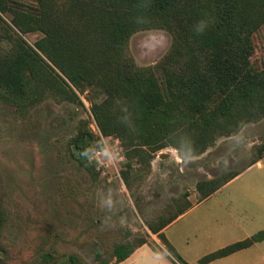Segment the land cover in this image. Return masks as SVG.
<instances>
[{
	"label": "trees",
	"instance_id": "16d2710c",
	"mask_svg": "<svg viewBox=\"0 0 264 264\" xmlns=\"http://www.w3.org/2000/svg\"><path fill=\"white\" fill-rule=\"evenodd\" d=\"M263 25L264 0H0V101L22 111L46 94L75 102L79 97L62 76L75 74L78 90L91 86L105 95L93 99L91 109L102 134L122 140L126 170L138 162L151 167L152 154L176 146L180 138L203 143L264 115V66H255L249 53L253 35ZM152 27L169 30L173 43L155 67H141L129 52V40ZM33 32L42 37L32 45L24 35ZM102 144L87 121L70 142L85 168L91 166L93 149ZM263 157L264 143L249 166ZM239 174L241 170L230 171L199 181L201 200ZM184 212L158 227L150 224L166 246L164 253L177 264L190 263L162 230ZM5 223L0 200V264H8ZM263 240L264 230L200 262ZM146 243L117 244V262ZM60 264L79 263L73 255Z\"/></svg>",
	"mask_w": 264,
	"mask_h": 264
},
{
	"label": "rangeland",
	"instance_id": "374dc122",
	"mask_svg": "<svg viewBox=\"0 0 264 264\" xmlns=\"http://www.w3.org/2000/svg\"><path fill=\"white\" fill-rule=\"evenodd\" d=\"M41 37L39 32L24 35L32 45ZM172 43L169 30L146 28L130 37L129 52L138 66L155 67ZM4 45L9 47L8 42ZM249 53L252 63L262 68L264 25L253 35ZM62 76L80 101L46 94L23 111L0 101V200L6 212L8 264H60L73 255L79 264H111L117 244L137 245L144 239L160 249L159 243L165 244L150 224L158 227L186 211L201 200L199 181L230 171L241 174L219 195L187 213L170 235L180 244L211 248L217 243L212 239L215 232L236 226L234 219L245 230L264 229V157L261 164L249 166L264 143V115L203 143L180 138L176 146L153 153L151 167L138 162L126 170L122 140L104 136L91 109L93 99L105 95L91 86L78 90L75 74ZM85 121L103 143L93 149L89 168L80 165L70 145ZM161 154L168 156L163 159ZM222 195L232 207L221 205ZM247 232L238 231L233 238H245ZM249 256L241 264H264V244Z\"/></svg>",
	"mask_w": 264,
	"mask_h": 264
},
{
	"label": "crops",
	"instance_id": "0c3cea01",
	"mask_svg": "<svg viewBox=\"0 0 264 264\" xmlns=\"http://www.w3.org/2000/svg\"><path fill=\"white\" fill-rule=\"evenodd\" d=\"M258 164H261V160L257 162ZM254 165V164H253ZM240 175V174H239ZM238 175V176H239ZM238 176L230 180L228 183H226L224 186H222L220 189L215 191L213 194L208 196L207 198L200 200L196 203H194L192 206H190L183 214L178 216L172 223H170L168 226H166L162 232L165 234L166 238L170 241V243L176 248V250L181 254V256L190 264H202L200 260L210 254L213 253L221 248H224L232 243L242 241L246 238H249L253 235H255V230L247 229L245 230V227H243V224H240V222L236 219H234V222L236 223V226L228 227L227 230H224L221 232V230H217L215 234L213 235L212 239H217L216 246L209 247V246H202L201 244L197 243H189L185 242L184 244L180 242H177L171 235V229L172 227L177 224L179 220H181L187 213L190 211H193L197 207L201 206L204 202L210 200L214 196H217L220 194L221 190L226 187L227 185L231 184ZM255 184H258V181L253 182ZM263 183V182H261ZM221 199V205H223L226 209L227 207H232L233 204L229 202H225V196L222 195ZM264 230V229H262ZM260 230V231H262ZM238 231H244L247 232L245 238H233L235 237V233ZM175 234V231L172 232ZM171 233V234H172ZM229 234V237H232V240L229 241H223L222 239ZM264 244L263 241L255 242L253 245H251L248 248H244L242 250H239L237 252H234L228 256L221 257L214 259L208 263L205 264H241L246 263V257L252 254L255 250L258 248H261V245ZM160 249L154 250L152 246L149 243L143 244L141 246L136 247V249L133 251V253L126 258L125 260L117 262L116 260L111 264H177L172 259H170L164 252L166 251V248L164 245L159 243ZM250 257V256H249Z\"/></svg>",
	"mask_w": 264,
	"mask_h": 264
},
{
	"label": "water",
	"instance_id": "95a60500",
	"mask_svg": "<svg viewBox=\"0 0 264 264\" xmlns=\"http://www.w3.org/2000/svg\"><path fill=\"white\" fill-rule=\"evenodd\" d=\"M167 156H168L167 154H161L160 155V157L163 158V159L166 158Z\"/></svg>",
	"mask_w": 264,
	"mask_h": 264
},
{
	"label": "built area",
	"instance_id": "2783aa9c",
	"mask_svg": "<svg viewBox=\"0 0 264 264\" xmlns=\"http://www.w3.org/2000/svg\"><path fill=\"white\" fill-rule=\"evenodd\" d=\"M121 144V143H120ZM122 147V146H121ZM123 148L120 149V152L122 151ZM99 153H96V156L98 155ZM99 160V159H98ZM100 161V160H99Z\"/></svg>",
	"mask_w": 264,
	"mask_h": 264
}]
</instances>
